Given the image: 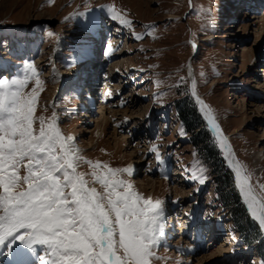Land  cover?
I'll use <instances>...</instances> for the list:
<instances>
[{"label": "rangeland", "instance_id": "obj_1", "mask_svg": "<svg viewBox=\"0 0 264 264\" xmlns=\"http://www.w3.org/2000/svg\"><path fill=\"white\" fill-rule=\"evenodd\" d=\"M29 62L43 81L36 116L55 112L84 158L130 167L123 178L163 201L169 231L153 264H264V248L236 224L230 193L218 190L224 153L195 145L174 105L191 78L261 192L264 0H0V76ZM201 169L203 184L192 178Z\"/></svg>", "mask_w": 264, "mask_h": 264}, {"label": "snow or ice", "instance_id": "obj_2", "mask_svg": "<svg viewBox=\"0 0 264 264\" xmlns=\"http://www.w3.org/2000/svg\"><path fill=\"white\" fill-rule=\"evenodd\" d=\"M100 7L111 20L131 26L114 6ZM39 75L29 62L20 75L0 76V255L17 256V264H28L29 254L38 264H153L165 235L163 201L145 198L123 178L131 174L130 167L84 158L75 138L60 129L55 112L50 118L36 116L43 84ZM32 81L31 91H25ZM195 89L193 81L192 96L216 133L250 215L264 230V185L258 193L248 170L230 158L216 116ZM151 151L163 163L156 147ZM83 165L89 171H81ZM200 171L192 178L203 184Z\"/></svg>", "mask_w": 264, "mask_h": 264}, {"label": "trees", "instance_id": "obj_3", "mask_svg": "<svg viewBox=\"0 0 264 264\" xmlns=\"http://www.w3.org/2000/svg\"><path fill=\"white\" fill-rule=\"evenodd\" d=\"M174 105L179 120L186 131L190 133L191 141L195 145L201 147L209 157H216V155H218V151L215 149V144H217L216 138L202 117L199 107L193 98L186 93L184 96L178 98ZM218 158L220 159V157ZM219 171L220 175L217 177L218 190L221 193H224V191L226 193H230V203L234 204L237 210V215L241 219L236 221V224L239 226V230H241L243 234L246 233L249 235L250 238L248 241L257 240V245L264 248V235H262L257 222L249 216L246 207L240 201V196L235 189L233 175L226 167V163H224L222 159H220ZM223 195L225 196V194ZM242 221L244 223H241ZM246 229L250 230V232ZM260 254L262 256L264 255V253Z\"/></svg>", "mask_w": 264, "mask_h": 264}, {"label": "water", "instance_id": "obj_4", "mask_svg": "<svg viewBox=\"0 0 264 264\" xmlns=\"http://www.w3.org/2000/svg\"><path fill=\"white\" fill-rule=\"evenodd\" d=\"M190 70L192 71V68H190ZM191 74H192V72H191ZM191 77H192V76H191ZM192 85H193V82H192V79L190 78V80H189V82H188L189 94L191 95V97H192V98L195 100V102L197 103L196 98L192 96ZM196 95L199 97L200 100L203 101L202 96H199L197 93H196ZM203 102H204V101H203ZM205 104H206V103H205ZM197 105H198L199 110H200V105H199L198 103H197ZM200 113H201V111H200ZM201 115L203 116L202 113H201ZM203 117H204V116H203ZM212 132H213V135L216 137V133H215L214 131H212ZM226 138H227V137H226ZM227 140H228V138H227ZM228 143H229V145H230L231 152L233 153V156L235 157V160H238L236 154H235L234 151H233L232 145H231V143L229 142V140H228ZM238 161H239V160H238ZM226 167L231 171V173H232V175H233V178H234L235 186H236L237 189H239V188L237 187V183H236V178H235L234 171H233V169H232L231 167H229L227 161H226ZM238 192H239V194H240V201H241V202L244 204V206L247 208V204L245 203L243 196L241 195V193H240L239 190H238ZM247 210H248V209H247ZM256 222H257V221H256ZM257 224L259 225L258 222H257ZM259 227H260V226H259ZM260 229H261V228H260ZM261 232H262V234L264 235V230L261 229Z\"/></svg>", "mask_w": 264, "mask_h": 264}, {"label": "bare ground", "instance_id": "obj_5", "mask_svg": "<svg viewBox=\"0 0 264 264\" xmlns=\"http://www.w3.org/2000/svg\"><path fill=\"white\" fill-rule=\"evenodd\" d=\"M194 48H195V47H194ZM188 71H189V74H191L190 67L188 68ZM192 82H193V80H192ZM196 93H197V92H196ZM197 94L199 95V93H197ZM199 96H200V95H199ZM203 101H204V103H206L205 99H203ZM206 105H207V103H206ZM217 123L219 124V122H217ZM219 125H220V124H219ZM220 127H221V130H222L224 136L227 137L228 140H229V142L231 143L232 148H233V151H234V153L236 154V156H237V158H238L240 164L244 167V165L242 164V161L240 160V158H239V156H238V154H237V152H236V149H235V147H234V145H233V143H232V141H231V140H232L231 135L228 134L227 132H225V131L223 130V128H222L221 125H220ZM230 158L233 159V160H235V157H234L233 155H232ZM250 182L252 183L251 179H250ZM237 190H239V189H237ZM247 209H248V208H247ZM248 211H249V210H248ZM249 213H250V212H249ZM196 241H197V240H196ZM2 251L5 252V250H2ZM25 251H26V250H25ZM29 257H31L30 254L28 255L27 259H28ZM0 259H3V261H5V257H4V255H0Z\"/></svg>", "mask_w": 264, "mask_h": 264}]
</instances>
